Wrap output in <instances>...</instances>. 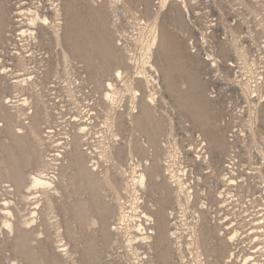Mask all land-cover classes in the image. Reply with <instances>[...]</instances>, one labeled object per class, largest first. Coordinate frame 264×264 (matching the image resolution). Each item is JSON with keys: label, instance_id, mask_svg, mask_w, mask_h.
<instances>
[{"label": "bare ground", "instance_id": "1", "mask_svg": "<svg viewBox=\"0 0 264 264\" xmlns=\"http://www.w3.org/2000/svg\"><path fill=\"white\" fill-rule=\"evenodd\" d=\"M131 1L137 8L141 9L143 6L142 12L148 17L140 31L144 45L142 68L140 72L138 71V76L129 77L128 71L130 65L135 62L136 56L133 55L134 52L132 54V50L126 51L125 48L115 46L114 38L111 36L113 44L111 79L107 77V80L103 81L102 96L98 97L97 90L93 91L92 94L98 97V102L88 104L91 115L101 111L103 107L106 109L103 128L106 134L112 137V143H107L104 148L98 150L97 147L91 146L88 138L85 139L89 134L88 126L91 122L88 126L87 123L84 125L85 123L81 122L79 126L75 123L77 129L75 132L72 131L74 132L72 137H62V140L65 139L64 142L59 139L55 144L56 142L53 141V138H56L53 130L55 128L51 124V118H53L52 114L60 111L58 108L60 102L57 105V98L62 90L67 98L74 100L77 98L78 89L83 92L80 88H83L84 84L90 85L87 67L75 59L85 55L81 48L83 44L79 43V45L77 42L80 40L89 44L86 41L89 33L86 29L87 25L85 26V21L79 19V14L82 15L84 12L92 14L90 15L92 20L88 21L89 25L106 32L109 23L103 15L106 4L99 6L85 4L80 7L75 0H66L64 12L60 4L54 2L52 8L47 11L37 6L24 10L20 5L18 11L13 13L12 10L10 11L8 0H0V41L7 45L4 51L9 55L8 61L11 60L10 63L7 62L21 67L23 72H26L23 76L27 75L23 78L16 76L18 80H12L10 84L4 85V77H12L10 72L13 71L7 67L8 64L4 63V59L0 58V136L3 138L0 141V177L7 180L4 183H10L8 186L1 185L0 195L5 196L3 192L11 191L10 195L12 192L16 194L19 198L17 196L15 198H18L19 203L22 200L29 209H27L28 214L23 215L19 207H16L17 211L14 208L16 202H11L7 196L0 199L3 202L0 209L5 211L2 216L5 215L3 223L6 226L8 237L6 240L10 244V249L24 264H70L73 254L75 257L76 253L79 254L78 259H75L78 264H105L104 260L110 257L112 251L123 241L118 238L119 229L113 228V220H118L119 223L130 227L133 222V228L139 233H137L139 236H134L126 242L128 252L130 250L133 252L138 264H145V259L158 264H264V163L260 165L254 161L258 155L264 160V136L260 134L262 143L256 145L259 133L252 127V119L245 121L246 129L239 133L231 130L223 115H218L220 108L218 106L211 108V102L218 98L215 99V92L207 87V82L194 67V64L199 62L198 64L204 68L220 71L225 60L228 69L227 79L230 78L231 73L233 75V67L236 66V62L231 63L228 59L233 55L246 74V79L240 84L243 97L250 104L257 101L254 98H258L257 105L260 109L257 108L261 110V119L264 121V55H262L264 41L258 42L264 38V18L259 22V26L262 25L260 29L262 36L259 37L261 39L257 40L254 37L251 39V42L257 44V50L253 51V46L249 47L245 44V37L248 39V35L242 36L241 29L245 26L243 22L230 23L228 16L231 13L226 12L222 5H217L221 20L219 24L224 30L223 36L220 37L221 46L211 41L213 43L211 50L200 56L197 48L199 43H195L191 34L197 27L193 17L195 12L193 6L198 2L195 0ZM110 3L112 5L115 3L116 7L120 4L126 5L127 0H114V2L111 0ZM154 7L157 8L156 11ZM62 12L65 13L66 18L64 35L69 51L63 47L58 58L55 56L57 51L55 54L54 51H45L37 55L35 49L42 48L40 47L42 38L44 41L48 33L56 41L57 46L62 45L64 35L61 30L65 22V19L62 22L64 15ZM167 16L170 17L173 26L183 34L186 33L185 36L190 32L185 47L190 55L187 59L190 64L188 68L183 67L181 70L176 61L169 57V41L162 27V17ZM25 19L26 21L23 22ZM223 21L227 22V27L223 25ZM20 23H25V27H19ZM208 23L207 29L211 30L212 34L215 32L214 26L218 23H214V20ZM5 32H8V35ZM95 37L97 40V36ZM206 38L205 34L204 39ZM72 56L75 58L73 59ZM195 58L197 61L194 60ZM52 60L57 61L58 68L53 70L54 72L49 68L45 69L46 72L43 74L48 73L49 77L51 73L55 79L50 81V85L47 83L49 86L37 83L36 79L39 75L36 76L37 78L32 76L36 68L35 65L32 67V64L48 67L49 61ZM200 65L195 66L197 68ZM40 68L39 66L36 70L40 71ZM117 80L124 83V90L129 94L127 96L130 99L126 104H123L125 102L121 99L126 92L121 94L123 88L119 89L114 84ZM97 81L99 82L98 79ZM81 83L83 86L79 85ZM9 90L11 93L8 92ZM164 90L173 95L175 102L173 105L176 107L174 109L178 108L179 117L184 119L183 112L187 118L184 120L192 125L189 124V128L184 127V133L192 132L193 128L199 131L198 134L185 139L188 141L186 146L182 145L184 139L182 141L178 139V133L173 135L176 131L174 127L170 128L169 137L176 138L171 139L166 147L167 142L164 140L166 138L160 128L165 119L160 117V110L158 111L157 108L158 97L162 96ZM160 102L162 103V100ZM165 123L169 126L168 122ZM126 131H130L131 137L123 141L120 138L121 133ZM65 134L67 135V132ZM187 146L190 148L188 149ZM242 146L249 147L250 150L257 147L258 155L249 154L248 148H245L248 157L246 160H239ZM169 147L171 151L166 149ZM166 153L171 155L173 162L167 164L168 166L165 165L164 159ZM245 157L242 155V158ZM70 168L79 170L84 185L74 191L75 196L79 197L77 202L73 203L72 201L77 199L73 197L74 195L68 194L69 191L67 192L66 199L73 197L75 200L72 198L70 201L72 203L65 208L61 221L57 219L54 199L59 194L62 195L61 185ZM249 168L251 171H248ZM252 178L255 181H250ZM256 178L259 179L257 182ZM220 185L222 187H219ZM88 190L92 193L90 200H83L82 197ZM122 192L130 195L131 200L122 202ZM108 193L113 194L112 202L108 201L110 195ZM246 198L247 201L244 202ZM242 203L250 209L260 208L256 216H250L249 209L243 210ZM230 206H232L231 210L238 207V212L241 209L248 212L253 219L247 220L244 216L245 218L241 217L242 222H240L239 215L242 216L244 213H240L238 217L236 211L234 213L239 220L237 224H233L232 220L226 224L230 214L227 210ZM222 209L226 212L225 217H219ZM40 215L43 218L38 222ZM40 227H43V230ZM79 234L85 238L81 241V245L77 243ZM244 234L245 236L242 237ZM41 235H44L43 240H40ZM183 243H186L189 256L184 254ZM54 244H58L57 247ZM77 244L79 246H76ZM244 245L252 246L250 250L252 253H244ZM142 247L147 249L144 260L140 253ZM148 251H154V257L152 252L150 254ZM109 264L113 263L109 262Z\"/></svg>", "mask_w": 264, "mask_h": 264}, {"label": "rangeland", "instance_id": "2", "mask_svg": "<svg viewBox=\"0 0 264 264\" xmlns=\"http://www.w3.org/2000/svg\"><path fill=\"white\" fill-rule=\"evenodd\" d=\"M13 1H14V3H13ZM19 1H20V3H19ZM19 1L18 0H8L9 5H10V11L12 10L13 13L16 12V11H18L20 5H22L21 8H23L24 10H27V9H30V8H34V7L37 6L41 10L47 11V10H49V9L52 8L54 2H57L56 4H60L61 9L64 12V9L63 8H64V4H65V1L66 0H55V1L54 0H19ZM75 1L77 2V4H80L79 5L80 7H82V5L84 6L85 4L86 5L87 4H91L92 6H99L101 4H106V5H104L105 8L103 10L104 11L103 12V15H104L105 20L107 22H109L108 24L106 23L107 24V30L108 31H106V32L104 30L101 31L96 26H95L96 27L95 28V27H93V25H89L90 23H88V21L89 20H92V18L90 16L92 14H89L87 12H84L82 15L79 14V19L81 18V20L83 22L85 21V26L87 25L86 29L88 30L89 33L92 32L91 33L92 35L89 34V33L87 35L88 38H87L86 41L89 42V44L88 43H84L83 41L80 42V40L77 42L78 44L79 43L80 44H83L84 47L81 45V48H83V51H84V54L85 55L82 56V57H76V58L72 56V58L73 59L75 58L78 61H81L83 63V65H85V67H87L86 68L87 69L86 71L88 73V77H89V79H90L91 82H89L90 85L89 84L88 85L87 84H84L85 87L82 85V83L79 84V85L83 86V88H80V89H83V92H81L82 90H79L78 89L79 92L78 91H77L78 93L76 92L77 98L74 99V100H71L72 98H69V97L67 98L66 93H64V91L62 90V87H60L61 90L63 91V92L61 91L60 94L61 95H64V96L61 97V95H59L58 98H57V100H58L57 101V105H59V102H60V105L58 106V108L60 110L59 112H61V113L55 112L54 115L52 114V117L53 118H51L52 119L51 120L52 121L51 124L55 128V129H53L54 132H55L54 133V137H56V138H53V141H55L56 142L55 144H57L59 142V139H61L62 137L63 138L64 137H67V136H71L72 137L73 133L77 129L76 128V124L79 126L82 123H85L84 125H86V123H87L86 126H88L89 123L91 122L90 125L88 126V128H90L89 134L86 136L85 139L88 138L89 139L88 141L90 142L91 146H93V148L94 147H97V149L100 150V149L104 148V145L105 144L112 143V137L110 135H107L106 134L107 132H106L105 128H103V122L106 119V115L104 114L106 109H105V107H103L101 109V111H96V112L94 111L96 115L95 114L94 115H91L92 112L89 113L90 107H88V104H91L93 102L94 103H97L98 102V97L102 96V90H103V87H104L103 86L104 85L103 84V81L107 80V77H108V79H111V73L113 72V69H112L113 68V44H115V46H117L119 48H123V49L125 48L124 50H126V51L127 50H130V51L132 50L131 51L132 54L134 52L133 55L136 56V57L133 56L134 59H135V62L133 63V65L134 64L135 65L134 66L132 64L130 65V69H129L128 73H129V77H131V78H135L136 76H138V74H139V72L141 71V68H142V62L143 61H141V60H143V58H144L143 57L144 56V47H143L144 45H143V42L141 40L140 31H141V29L144 26L143 25L144 22L146 23V20L148 19V17L146 16V14L144 12H142V7L143 6H141V9H140V7L137 8L136 4H134L135 6L132 5L133 2L131 0H127V4L126 5L125 4H122V5L120 4L119 6H116V7H115V3H113V5L110 3L111 0H78L79 2L77 0H75ZM195 1L198 2V3H196V5L193 4L194 5L193 7L195 8L194 9L195 12H194V14L193 13L192 14H193V17H195L194 19L197 22V27H196V29H194L193 33L191 32V34L194 37L195 43L196 42L199 43L198 44L199 46L197 48L199 49V55L200 56H204V53L206 51H208L209 49L211 50V47L213 46V43L212 42H214V44H217V45L221 46V44H220V37L223 36L224 30L222 28V25L219 24V22H221L220 17H219L220 16L219 8L217 6L219 4L222 5V7H223V9H225V11L227 10L226 12L231 13V15H229L230 17L228 16V21L230 23H235L236 21H237V23H239V21L240 22H243V24L245 26L241 29V32L243 33V34L242 33L241 34H242V36H247L248 35V39L245 37V41H246L245 44L246 45H249V47L250 46L251 47L253 46L254 47V48L252 47V50L253 51H256L257 50V48H256L257 47V44L251 42L252 41L251 39H253V37L255 39H257V40H260L261 39V38L259 39V37L262 36L261 30H260L261 27H262V25L259 26V22H260V19L264 18V0H195ZM113 2H114V0H113ZM122 6H123V8H121ZM252 7H254V8H252ZM23 9H20V10H23ZM153 9H154V11H156L157 8L154 7ZM191 9H192V7H191ZM63 14L64 15H62L63 16L62 17V22H63L64 19H65L64 20L65 22H63V27H62L63 29L61 30V31H63L62 32V35L65 34V29L64 28L66 27V24H64V23H66L65 13H63ZM11 16H12V14H11ZM168 17L169 16L164 17V18L162 17V20H163L162 21V27H163L164 33L167 35L168 41H169L168 54H169V57L171 59H173L174 61H176V64L179 65V68H181V70H182L183 67H185V68H188V66L190 67V64L188 63V60H187L190 55L188 53L187 48H185L186 47V40H187L186 38H188V36L190 35V32L187 33V35L185 36L186 33L183 34L179 29H177L175 26H173L172 25V21L169 20L170 17L169 18ZM24 18H26V17H24ZM107 18H108V20H107ZM216 18H217V21H215ZM210 20L211 21L214 20V23H218L217 26H214L213 29H214L215 32H213L212 34L210 33L211 30H208L207 29V26L209 25L208 21H210ZM25 21H26V19L23 20V22H25ZM22 23L19 24V27L21 26L23 28V26L25 27L26 24L25 23L22 24ZM226 24H227V22L225 21L223 25L226 26ZM108 25H109V27H108ZM95 29H97V30H95ZM226 30H227V28H226ZM5 34L8 35V32H5ZM96 34H98V35H96ZM205 34L207 36L206 39H204ZM48 35H49L50 38L48 37ZM93 35L97 36V40H96V37L93 36ZM181 35H182V37H181ZM46 36H45L46 39H44V41H43V38H42V42H41V46H40L42 48L41 49H37V50L35 49L37 55H39L40 53L43 54V53H45V51L46 52H48V51L53 52L54 51L53 53L55 54L56 51H57L58 53H56L55 56H57V58H58V57H60L58 54L59 53L60 54L62 53V48L63 47H64V49H66L67 51H69L68 50V47H67L68 44H67V41L65 39V35L62 36L63 37L62 38V40H63L62 42L63 43H62L61 46H57L56 45V41L53 40V38L50 35V33L46 34ZM90 36H93V37L90 38ZM111 36H113V38H114V43L113 44L111 42ZM212 36L214 38H212ZM0 39H1V35H0ZM208 39H209V42H208ZM203 40H204V42H203ZM262 41H264V38L261 39L258 42H262ZM1 42H2V40L0 41V58L2 57V59H4V63H7L8 64L7 67L8 68H11L12 71H13V72H10V74H12L11 76L14 79H12V77H10V76H7V77L5 76L4 77L3 83H5L4 85H8V84H10V82L12 80H18L19 78L26 77L27 75L26 76L25 75L23 76V73H26V72H23V70L21 69V67L17 66L16 64H9L11 62V60H10V62L8 61L9 60V55H7V51H4V49L6 50L7 45H5V44H3ZM42 43H44V44H42ZM209 44H210V46H209ZM89 49L91 51H89ZM98 54H100V55H98ZM95 55H97V57ZM262 55H264V53ZM37 58H38V56H37ZM228 59H230V62L231 63H233V62L235 63L236 62V64H235L236 66L233 67V70H234V71H232L233 72V75L231 73L230 74L231 75L230 78L227 77V79H226V75L228 73V69H226L227 68L226 67L227 64L225 63V60L223 61L224 63H222L223 65H222L220 71H218L216 69H211L212 70L211 71V70H209L207 68L202 67L200 64H198L199 62L197 64L200 65V66L196 68V66H198V65L195 62H193V63H195L194 64L195 69L197 71H199V73H201V78L203 77L204 80L207 82V87L209 89L213 90V92H215L214 93L215 99L218 98V99H216V101L211 102V108L213 106H214L213 108H216V106H218L221 109V110L219 109L218 115L219 114L220 115L222 114L223 115V119L226 120L227 124L229 123V126L228 127L231 130L233 129V131H235L237 133H239L241 130L246 129V126H244V124L246 123L245 122L246 120L252 119V122H251V123H253L252 124V127L254 128V130H256L257 133H259V134H257L258 140H256V145H258V144L260 145L262 143L261 140H260V134H261V136H264V135H262L264 133V121L261 119L262 112H261V110H259L260 107L257 105L258 98H254L255 101H256V99H257V101L250 104L243 97V94H242V91H241V88H240L241 87L240 84H241V82H243V80L246 79V74L243 71V69L241 68L242 66H241L240 62L237 59H235L233 57V55L229 56ZM54 60H52V62L49 61L50 64H49L48 67L47 66H44V65H40V64L39 65L38 64H32V67H34V65H35L36 68H38V69H39V66L42 68V69L40 68V71L39 70H36V68H35L34 73L32 72L33 75L31 73V75L34 76V77H36L37 75H39V76H37L38 78L36 77L37 79L35 78L37 80L36 81L37 83H40V84L43 83L44 85H46L47 83L49 84L50 81H52V80L55 79V78H53L54 75L53 74L51 75V73H50V76L49 77H48V73L43 74L44 72H46L45 69H48L49 68L51 71H53V70H56V68H58V66L56 64L57 61L55 62ZM99 60L101 61V63H100ZM194 60L197 61L196 58ZM111 61H112V63H111ZM182 62H184V63H182ZM59 63H62V61H59ZM181 63H182V65H181ZM136 64H137V66H136ZM45 67H47V68H45ZM43 68H44V70H43ZM35 71H37L38 73H40V72L41 73L40 74H37V72L35 73ZM59 72L62 73L61 70H59ZM99 73H101V74H99ZM13 75H15V77ZM236 75H239V76H236ZM16 76H18L19 78L16 77ZM44 77H46V78H44ZM15 78H17V79H15ZM48 79H49V81H48ZM97 79L99 80V82L97 81ZM42 80H44L45 82L47 81V82L46 83L45 82H42ZM38 81H40V82H38ZM119 81L117 80V82H115L114 84L119 89L120 88H123V89H121L122 90L121 91V94H122V93H124L126 91L124 90V86H123L124 83L122 81L120 83ZM53 84H55V83H53ZM57 84L58 83H56V85ZM118 84H119V86H118ZM76 86H78V83L76 84ZM84 88H86L87 90L84 89ZM96 90L98 92L97 96L99 95L98 97L97 96H93V94H94V92H96ZM8 92H10V90ZM85 94H87V95H85ZM121 94H120V96H121ZM127 95L129 96V94L126 92V94H123L124 97L121 96V99H123L122 101L125 102L123 104H126V102H128V99H130V97H128ZM91 96H93V97H91ZM158 96H160V95L158 94ZM161 97H164V98H161ZM170 97H171V99H170ZM96 99H97V101H96ZM160 99L162 100V103L160 102L161 101ZM172 99H173V95L171 93H169V92L166 93L165 90L162 92V96L158 97V102L159 103H158V107L157 108H158V111L160 110L162 112L161 113L159 111V115L162 118L164 117L163 119H165V122H168V125H169V126H167V124L164 122L163 125L160 126L161 131L164 132V135H165L164 138H166V139L163 138L167 142V143H165L166 144V147H168L167 145H169L168 142H171L172 141L171 139H175L176 138V137L175 138H172V137L170 138L169 137V133H170L169 130H170V128H174L175 127L174 129H176V131L178 130L177 132L174 131L173 132V135L175 133H178L179 134L178 135V139L180 141H182L183 139L185 140L186 138L192 137L193 135H196L199 132L197 129L193 128L192 130L194 132L193 131L192 132L191 131H188L186 133V131H185V133H184V127L189 128V124L191 125V123L185 121V120H187V118L185 117V114L183 112H182V116H183V118L185 120L184 119H181L179 117L180 115L177 114L178 108L177 109H174L176 107H174V105H173L174 99H173V101H172ZM75 100H76V102H75ZM60 107L61 108L63 107V108L60 109ZM218 107H217V109H218ZM251 107H253V109ZM102 111H103V113H102ZM258 111H259V113H258ZM54 116H55V119L57 118V120L54 119ZM247 117H249V118H247ZM170 125H171V127H170ZM163 128H164V130H163ZM72 131H74V132H72ZM66 132H67V135L65 134ZM129 137H131L130 136V131H126L125 133H123V132L121 133V137L120 138L124 141V140L130 139ZM2 139H3L2 136H0V141ZM194 139H196V137H194ZM57 140H58V142H57ZM64 140H62V142H64ZM187 144H188V141L185 140V141H183V144L182 145L186 146ZM98 146H100V148ZM187 147H188V149L190 148L189 146H187ZM85 148H87V147H85ZM240 148H243V149H241V151H240L241 158H239V160H242V159H245L246 160V158L248 157V155L245 153V151H246L247 148H248V151L247 152H249V154L254 153L253 154L254 156L258 155V154H256V152L258 153V150L256 149L257 147H254V149H252V150H250L249 147H244V146H242ZM166 149H168V151H171L170 150L171 147L166 148ZM242 155L244 157L245 156L246 157L245 158H242ZM170 156L171 155L169 153L168 154L166 153L164 155V157H166V158H164L165 159V165L166 166H168V165H170V164L173 163L171 161V157ZM254 161L257 162V163H260V165L262 163H264V160L262 159V156H259V155H258L257 158L254 159ZM66 162H68V161H66ZM244 164H246V163H244ZM246 166H248V164ZM253 167H255V166H253ZM246 170H248V169H246ZM115 171L116 170H115V167L113 165V172L115 173ZM248 171H251L250 168H249ZM56 173H61V172H57L56 171ZM74 178H75V180H72ZM82 179H83L82 178V175H80L78 169L76 170V168H70L67 171V176L64 178V180H63L64 183L62 182V185H61V186H63V188H62V195L59 194L56 197L57 199L56 198L54 199V201H55L54 204L56 203L54 205V207L56 206L55 207L56 208L55 209V212L57 214V217H58L57 219L58 220H61L62 221L63 216H64V212H65L64 210H65V208L68 207V205H70L72 202L74 203V202H77L79 200V197L78 196H75L74 191L76 189H79V187H81L82 185H84L83 182H82ZM258 180L259 179L256 178V182ZM5 181H7V180H5V179H3V178L0 177V188H2V186H8L10 184V183H7V182H6L7 184L4 183ZM250 181H255V180H254V178H252ZM73 182L76 184V186H75V184H73ZM203 185H204V183H203ZM219 187H222V186L220 185ZM0 192H1V190H0ZM7 192L6 193L3 192V194L5 196H2L1 197V195H0V199H2L3 197L5 198L7 196L8 197V200H10L11 202H14V203L16 202V204L14 205V208L15 209H16V207H19L23 211V212H21V214L27 215L28 212H29V211H27L28 205L25 202L23 203L22 200L20 201L22 203V205H21V203H19V201H18V198L19 197L16 194H14L12 192V194L10 195L11 191H9V193H7ZM67 192H68V194L74 195L73 197L75 199H77V200L76 201H72V198L73 197L71 199H68L67 200L66 199V197H68ZM64 194H66V195H64ZM91 195H92L91 191L88 190L87 193H86V195L84 197H82V199L83 200L84 199L85 200H90V196ZM108 195H109L108 201L111 200L110 202H112V200H113L112 199L113 198L112 197L113 194L112 193H108ZM245 195H246V193H245ZM15 196H17L18 198L17 197L15 198ZM127 196H128V198H127ZM121 197H122V202L123 201L124 202H128V201L131 200L130 195L125 194L123 192L121 194ZM74 198H73V200H75ZM66 200L68 202H66ZM70 201H72V202H70ZM243 201L244 202L247 201V198H246V200L244 199ZM2 203L3 202L0 201V207H2L1 206ZM18 203H19V205H18ZM67 203H69V204H67ZM128 204L129 203H127V205ZM16 205H18V206H16ZM242 206H244L243 207V210L249 209L248 212H251V215L250 216H252V215L253 216H256V213L260 209V208H256V207H254V209L253 208L250 209L249 206H247L244 203H242ZM61 208H63V209H61ZM223 209H222V211L219 212V217H225V213L226 212ZM231 209H232V206H230L228 208V210H227V208H225V210H227L228 212H230V214L228 216V221L226 222V224H228L231 220H232L231 222H233V224L234 223L237 224V221H239V220H240V222H242L241 221L242 220L241 217H243V218L246 217L247 220L253 219V217L251 218L249 216L248 212H244L242 209L240 210L241 212L240 211L238 212V210H239L238 207H236L234 210H231ZM16 211H17V209H16ZM236 211L238 212L237 216L240 213H242V212L244 213V214H242V216H241V214L239 215L240 217L238 216L239 217V220H238V218H237V216L235 214ZM223 212H224V214H223ZM231 212H233V214H231ZM0 213H1L0 214V261H1V264H24V262H22L17 256H15L14 253H13V251L10 249V246H9L10 244H9L8 240H6V239H8L7 234H6L7 233L6 226L3 223V221H4L3 218H5V215L2 216V214L5 213V211L2 210V209H0ZM221 214H222V216H221ZM40 216L38 218V222H39V220H41V218H43L42 215H40ZM234 217H235V219H234ZM113 221H112L114 223L113 224V228H118L119 229V230H117L118 231V238L121 241L122 240L123 241L120 244V246L117 247V249H115V250L112 251V255L110 256L111 258L108 257V258H106L104 260L105 264L107 262H108V264H109V262L110 263H113V264H133V263L134 264H138L137 263L138 262V259H136V256L133 254V252L131 250L128 252L129 249L126 247V242H127L128 239H130V238H132L134 236H139L138 235L139 233L137 232L136 228H133V226H132L134 223L131 222V227H132L131 228L128 225H125L123 223H119L118 220H113ZM100 223H102V221H100ZM114 225L115 226L117 225V226L114 227ZM98 228L99 227L97 226L96 229H98ZM40 229L43 230V227H40ZM245 230H247V229H244V231ZM78 231H79V229H78ZM183 233L185 234V232H183ZM80 235L81 234L77 235V238H78L77 241L78 242L76 241L77 243H79V245H81V241H83V238H84L83 235H82V237ZM41 236H40V240H43L44 239V235H41ZM243 236H245V234L242 235V237ZM79 237H80V239H79ZM246 243H248V240H246ZM55 244H56V242H55ZM55 244H54V246L57 247L58 244L57 245H55ZM6 245H7V247H6ZM79 245L77 244L76 246H79ZM183 246H182V248H183L184 254L185 255L187 254V256H189V253L190 252H189V250H188V248L186 246V243H183ZM244 246H245L244 247L245 249L243 251L244 253H249V252L252 253V251H250V250H252L251 249L252 246H247V245H244ZM248 248H250V249H248ZM146 252H147V249L145 247H142L140 253L142 254L141 257L143 258V260L145 259L144 256L146 255ZM148 252L150 254L152 252V256L154 257V255H153L154 251H148ZM74 255L75 254H73V256H72V259L70 261L71 262L70 264H72V262H73V264H78L76 262L77 260H75V259H78L79 254L76 253V256L75 257H74ZM109 255H110V253H109ZM18 260H19L20 263H18ZM154 260H157V259L154 258ZM144 261H145V264H158L157 262L156 263H153L152 261L150 262L148 259H145Z\"/></svg>", "mask_w": 264, "mask_h": 264}]
</instances>
